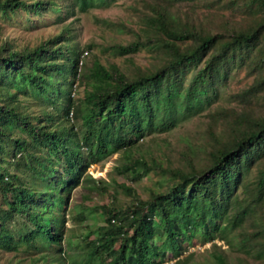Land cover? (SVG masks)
I'll return each mask as SVG.
<instances>
[{
    "label": "trees",
    "instance_id": "16d2710c",
    "mask_svg": "<svg viewBox=\"0 0 264 264\" xmlns=\"http://www.w3.org/2000/svg\"><path fill=\"white\" fill-rule=\"evenodd\" d=\"M111 1L0 0L3 16L55 10L54 22H64L36 43L0 34V250L27 252L25 264L40 258L44 264H163L168 248L154 239L163 238L176 258L195 234L202 242L226 238L251 217L258 223L254 245L263 252L264 0H211L239 13L241 24L216 8L202 16L175 8L199 0H145L144 34L108 48L130 60L144 48L155 62L143 67L131 60L127 71L94 59L82 69L90 46L77 39L76 13ZM241 70L249 81L235 92L240 107L211 114L205 156L188 159L186 167L138 157L118 164L136 180L150 169L168 179L149 187L146 197L121 183L132 199L101 209L104 221L86 237L79 256L62 254L68 198L87 167L115 149L174 129L210 105L219 86ZM78 86L82 95L74 99ZM82 206L77 214L83 218ZM40 239L50 249L38 250ZM246 239L243 233V246ZM215 260L230 264L222 254Z\"/></svg>",
    "mask_w": 264,
    "mask_h": 264
},
{
    "label": "rangeland",
    "instance_id": "374dc122",
    "mask_svg": "<svg viewBox=\"0 0 264 264\" xmlns=\"http://www.w3.org/2000/svg\"><path fill=\"white\" fill-rule=\"evenodd\" d=\"M62 2L63 0H58ZM145 0H112L109 4H102L87 11H78L77 20L74 22V30L77 39L82 45L90 46L88 52L83 51V69L85 64L90 65L94 59L104 64L115 62L124 70L130 69L132 62L143 67L150 66L155 58L149 50L144 48L132 54V62L127 55H119L108 48L113 43H125L136 37L137 33L144 34L143 7ZM176 3L177 11H188L193 16H202L218 9L230 16L234 24H241L243 17L234 12L225 3L217 2L211 4V0H199L195 3L183 1ZM225 4V5H224ZM62 12V11H61ZM59 11L47 10L42 14L30 13L18 10L9 16H3L0 12L1 36H9L14 42L36 43L58 32L64 22H54ZM212 15V13L210 14ZM128 71V70H127ZM248 78L244 71L236 72L231 76L224 86H219L217 95L211 99V104L197 108L195 113L187 120L178 124L174 129L152 133L140 139L129 148L115 149L107 158L100 162L90 164L86 169L85 178L82 183L75 187L69 195L65 216L67 217L65 240L62 241L64 248L62 254L79 256L81 244L86 237L92 238L95 235L96 226L102 224L104 217L101 209H109L117 204L121 206L132 199L126 195L121 183L133 186L141 196L148 195L149 187L158 185L160 179L167 180L166 173H160L158 169H150L140 179H133L131 173L120 172L118 164L135 158H144L152 164V160L163 166H187L188 159L196 160L205 156L203 148L206 140V127L211 114L216 113L221 107H240V101L235 92L247 84ZM82 87L78 86L74 91V99L81 97ZM80 130V120L75 119ZM186 154V156H184ZM256 166L249 173L248 180L255 177ZM86 205L85 217L77 213ZM90 206V207H89ZM258 215L260 207L255 206ZM255 222V223H254ZM258 223L249 217L243 225L234 231L226 232V238L216 237L212 242H202L199 234L191 238V243L183 250L179 257L171 256L170 245L161 239H154L160 246L168 248L166 259L163 264H218L215 260L216 254H222L230 264H264V251L259 252L254 244L257 233L254 232ZM247 235L245 246L241 244L243 233ZM88 234V235H87ZM65 243V244H64ZM38 250H48L49 245L39 240ZM38 256V253L31 254ZM29 260L27 252L3 251L0 250V264H25ZM36 264H44L40 258Z\"/></svg>",
    "mask_w": 264,
    "mask_h": 264
},
{
    "label": "built area",
    "instance_id": "2783aa9c",
    "mask_svg": "<svg viewBox=\"0 0 264 264\" xmlns=\"http://www.w3.org/2000/svg\"><path fill=\"white\" fill-rule=\"evenodd\" d=\"M84 52H87V50H85ZM82 56H83V54H82Z\"/></svg>",
    "mask_w": 264,
    "mask_h": 264
}]
</instances>
